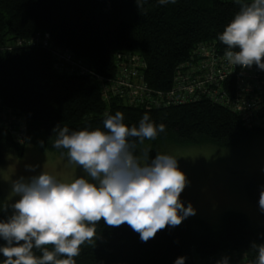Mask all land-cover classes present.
<instances>
[{"label": "trees", "instance_id": "1", "mask_svg": "<svg viewBox=\"0 0 264 264\" xmlns=\"http://www.w3.org/2000/svg\"><path fill=\"white\" fill-rule=\"evenodd\" d=\"M238 10L235 0L165 5L147 0L142 10L135 0H0V166L9 153L22 156L26 145L66 155V149L53 147L58 124L70 130H103L105 113L117 111L128 127H138L145 113L155 125L164 124L154 140L145 139L153 145L235 148L254 137L264 139V127H246L235 112L207 97L145 108L117 95L106 100L101 93L102 83L118 73L115 53L121 51L135 52L145 61L148 85L169 90L176 66L189 59L197 43L214 42L227 50L218 36ZM55 49L68 50L89 71L65 70V64L56 62ZM224 86L232 91L231 79ZM132 139L139 156L142 144ZM6 204L0 187V208ZM7 218L0 209V221ZM96 234L94 246L81 245L80 255L73 258L76 264H174L177 257H185L184 264H217L225 256L229 264H254L258 251L252 243H264V225L235 210L223 214L217 229L200 218H186L147 242L129 225L109 227L103 220ZM4 244L0 238V246ZM34 254L42 256L37 249ZM4 259L0 253V264Z\"/></svg>", "mask_w": 264, "mask_h": 264}, {"label": "clouds", "instance_id": "2", "mask_svg": "<svg viewBox=\"0 0 264 264\" xmlns=\"http://www.w3.org/2000/svg\"><path fill=\"white\" fill-rule=\"evenodd\" d=\"M142 10L147 0H135ZM160 5L176 0H157ZM239 10L225 25L218 39L227 46L224 58L233 67L264 70V0H235ZM123 113H105L103 130H70L59 124L53 129V147L66 149L70 162L79 165L85 175L71 182L56 179L47 172L12 181L11 191L18 196L6 221H0V238L5 241L0 253L3 264H76L81 245L94 246L96 225L103 220L109 227L129 225L142 242L154 238L168 226H178L195 215L179 199L187 184L177 157L156 153L149 161V150L136 155L138 138L154 140L164 124L155 125L145 113L139 125L128 127ZM34 170V165L26 166ZM264 212V188L259 195ZM47 245L54 246L49 250ZM258 251L254 264H264V243H252ZM34 249L40 250L37 257ZM66 257V258H60ZM177 257L174 264H184ZM217 264H229L222 257Z\"/></svg>", "mask_w": 264, "mask_h": 264}, {"label": "rangeland", "instance_id": "3", "mask_svg": "<svg viewBox=\"0 0 264 264\" xmlns=\"http://www.w3.org/2000/svg\"><path fill=\"white\" fill-rule=\"evenodd\" d=\"M147 150L148 162L156 153L177 157L178 167L187 178L179 199L185 207L191 203L196 210L195 215L187 218H200L209 228L217 229L222 224L223 214L235 210L245 213L250 222L264 225V212L258 204L260 191L264 188L263 138L254 137L235 148L210 143L178 146L164 142L153 145L151 141L139 146L140 155ZM29 165H34V170L26 167ZM41 171L64 182L85 175L79 165L70 162L67 154L26 145L22 156L9 153L0 166V187L6 194L7 205L19 199L11 191L12 181ZM12 211L8 207V216Z\"/></svg>", "mask_w": 264, "mask_h": 264}, {"label": "built area", "instance_id": "4", "mask_svg": "<svg viewBox=\"0 0 264 264\" xmlns=\"http://www.w3.org/2000/svg\"><path fill=\"white\" fill-rule=\"evenodd\" d=\"M43 43L49 44L46 39ZM55 50L56 62L65 64V70L89 71L68 50ZM225 51L214 42L197 43L189 59L176 66L169 90L148 85L144 79L146 63L139 54L116 52L118 73L102 83V96L107 100L117 95L127 104L145 108L167 107L207 97L235 112L245 126L264 127V72L255 64L250 68L233 67L224 58ZM227 79H231L233 86L230 92L224 86ZM14 133L21 139L19 130Z\"/></svg>", "mask_w": 264, "mask_h": 264}, {"label": "bare ground", "instance_id": "5", "mask_svg": "<svg viewBox=\"0 0 264 264\" xmlns=\"http://www.w3.org/2000/svg\"><path fill=\"white\" fill-rule=\"evenodd\" d=\"M247 127V126H246Z\"/></svg>", "mask_w": 264, "mask_h": 264}]
</instances>
